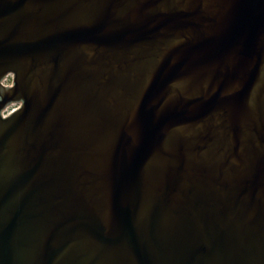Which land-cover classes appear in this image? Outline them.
Returning <instances> with one entry per match:
<instances>
[{"label":"water","instance_id":"1","mask_svg":"<svg viewBox=\"0 0 264 264\" xmlns=\"http://www.w3.org/2000/svg\"><path fill=\"white\" fill-rule=\"evenodd\" d=\"M0 264H264V0H0Z\"/></svg>","mask_w":264,"mask_h":264},{"label":"rangeland","instance_id":"2","mask_svg":"<svg viewBox=\"0 0 264 264\" xmlns=\"http://www.w3.org/2000/svg\"><path fill=\"white\" fill-rule=\"evenodd\" d=\"M9 82H12V76L10 75L7 80H6V83H9ZM18 105L17 104H12L8 110H6L7 112L13 110L14 108H16Z\"/></svg>","mask_w":264,"mask_h":264}]
</instances>
